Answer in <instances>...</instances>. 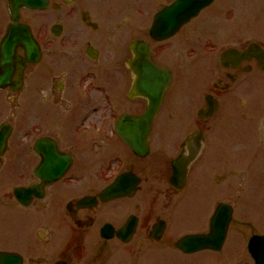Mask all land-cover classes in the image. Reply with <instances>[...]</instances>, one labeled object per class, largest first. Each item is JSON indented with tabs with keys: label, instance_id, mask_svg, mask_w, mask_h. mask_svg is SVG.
<instances>
[{
	"label": "flooded vegetation",
	"instance_id": "flooded-vegetation-1",
	"mask_svg": "<svg viewBox=\"0 0 264 264\" xmlns=\"http://www.w3.org/2000/svg\"><path fill=\"white\" fill-rule=\"evenodd\" d=\"M175 1L0 0V264H264L244 192L264 186V4L238 43L206 9L154 40ZM148 65L168 78L145 134Z\"/></svg>",
	"mask_w": 264,
	"mask_h": 264
},
{
	"label": "water",
	"instance_id": "water-1",
	"mask_svg": "<svg viewBox=\"0 0 264 264\" xmlns=\"http://www.w3.org/2000/svg\"><path fill=\"white\" fill-rule=\"evenodd\" d=\"M213 0H177L169 7L164 8L154 19L150 36L157 40L162 41L172 36L182 25L187 23L190 19L195 17L201 10L208 7ZM22 27H17L16 42H27L28 37L23 36ZM20 33V34H19ZM23 36V37H22ZM29 43V41H28ZM0 52V90L5 88L11 83L12 65L14 62V50L13 48H6L7 43ZM144 76L147 78L144 81V91L148 96L150 105L145 113L137 119L139 123L145 126V134H147L152 119L155 116L159 104L161 103L162 93L166 85L165 79L167 76L161 69L155 68L152 65H148L144 68ZM151 77H154L152 81ZM154 82V83H153ZM158 84V85H157ZM15 85L20 86V82L16 81ZM158 87L159 96H156L154 88ZM131 120H128L130 122ZM2 138H0V141ZM249 249L256 255H264V238L262 240H252L249 244Z\"/></svg>",
	"mask_w": 264,
	"mask_h": 264
},
{
	"label": "rangeland",
	"instance_id": "rangeland-1",
	"mask_svg": "<svg viewBox=\"0 0 264 264\" xmlns=\"http://www.w3.org/2000/svg\"><path fill=\"white\" fill-rule=\"evenodd\" d=\"M264 4V0H218L212 7L206 9L204 11L203 18L207 19L210 17L211 13L222 12L225 18H230L228 21H225V25H229V27L235 28L237 34L241 35L240 38H235V43L240 42L245 39L243 37L248 36V18L251 17V12L253 10L256 11V8L262 6ZM212 29V28H211ZM236 36V35H235ZM226 37V35H225ZM225 45V44H224ZM204 82L203 71L196 67L193 69V74L191 77V85L187 87L185 91V96L189 97L193 94L197 89L195 84H201ZM235 97V93H234ZM235 103V102H233ZM233 104H227L226 107L232 108ZM184 123V122H182ZM225 126V123H224ZM228 134L231 136L232 131L229 129ZM226 134V132H225ZM262 172L264 173V165H261ZM264 175V174H263ZM3 176L7 177V171L5 170ZM245 204L249 206V208L258 207V212L251 217L256 224H261V227H264V186L259 192L255 193L252 189V179L249 177L246 180L245 187ZM2 227V226H0ZM176 260V264H183L182 262L185 260L184 257L179 255H174Z\"/></svg>",
	"mask_w": 264,
	"mask_h": 264
}]
</instances>
